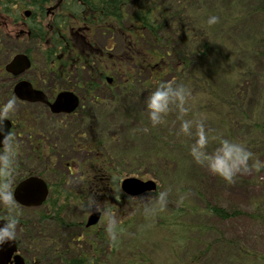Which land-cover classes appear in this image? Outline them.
<instances>
[{"label":"rangeland","instance_id":"rangeland-1","mask_svg":"<svg viewBox=\"0 0 264 264\" xmlns=\"http://www.w3.org/2000/svg\"><path fill=\"white\" fill-rule=\"evenodd\" d=\"M189 1L196 11L201 10L202 31L219 44L215 42V54L202 62L195 61L192 81L183 84L173 80V76L165 80L173 88H185L190 95L183 109L175 98H170L168 111L162 113L163 121L159 124H152L147 109V98L158 85H148L147 73L124 62L123 39L107 32H95L90 40L97 48L115 53V57L109 56L114 61L105 66L115 80L114 85L109 88L105 82H100L101 87L95 92L97 101H83L76 114L49 117L43 106L22 104L11 96L3 97L1 91L0 108L14 101V108L8 116L14 119L19 134L14 136L15 143L30 149L28 131L22 128L24 123L25 127H33L30 128L33 131L31 140L41 137L46 147L49 145L51 157L45 162L49 161L53 173L67 177L68 188L75 189L79 183L69 171L68 163L75 168L86 162L92 153L87 148L89 142L102 138L104 148L111 156H123L119 162L124 165L112 157L119 165L120 173L117 177L105 176L107 183L103 187H107L109 198L96 200L97 206L104 207L109 202L116 204L118 199L122 200L120 181L127 176L154 179L160 188L156 192L167 193L163 204L156 192L127 198L123 204V216L133 214L134 224L120 237L119 249L109 264H124L135 258L143 259L145 263L142 264H183L185 249L172 248V235L163 228L164 212L182 207L186 208L182 220L189 226L185 231L190 236L186 242L188 252L190 247L198 245L200 251L196 261L199 264H237L234 261L237 256L243 258L244 264H264V167H255L257 161L264 164V130L254 125L264 120V102L263 110L258 108L260 100H264V9L246 12L248 5L250 8L264 6V0ZM213 16L217 21L210 24L209 19ZM141 34L145 36L140 40L141 48H149L148 32L142 31ZM7 41L2 59H9L12 53L26 48L35 49V57L40 56L35 40H24L20 42L22 44H16L11 38ZM130 45V50L134 51L133 43ZM43 65L42 61H37V68L44 69ZM197 66L203 67L204 79L197 74ZM81 72L86 77V72ZM77 75L76 70L66 79L48 78L59 87H71L80 92ZM132 78L130 88L125 90L124 83ZM209 93L214 96L211 100L205 96ZM219 97L224 101H218ZM76 135L84 149L72 146V138ZM223 139L240 143L252 153L248 169L237 172L232 182L211 171L212 161L206 158L219 152ZM177 142L197 153L200 158L197 164L190 162L188 153ZM171 143L177 147L167 146ZM32 166L34 171L52 179L40 162ZM208 204L236 213L222 219L209 212ZM15 208L18 211L14 210L13 216L22 219L29 228L25 229L28 234L22 231L21 225L16 226L27 264H46L54 259L53 253H49L50 245L71 250L67 258L74 256L75 248L71 244L79 246V251L84 249L86 242L81 238V223L88 214L81 208H69L63 215L65 225L55 220H45L40 225L36 213L43 211L44 207ZM107 219L114 220V223L119 217L115 213ZM202 223L208 227L205 233L200 228ZM104 227L103 221L98 229ZM244 248L256 255L242 253Z\"/></svg>","mask_w":264,"mask_h":264},{"label":"trees","instance_id":"trees-1","mask_svg":"<svg viewBox=\"0 0 264 264\" xmlns=\"http://www.w3.org/2000/svg\"><path fill=\"white\" fill-rule=\"evenodd\" d=\"M82 5L88 11V20L96 28L108 29L111 33H118L123 39V44L128 46L126 43L132 41L134 45V52L128 53V62L139 71L147 73L148 85H158L165 83V80L173 76V80L180 81L183 84H187L192 81L195 71V61L202 62L208 56L216 53V39L208 37L206 32H203L201 27L203 23L199 20L201 10L196 11L193 3L189 0H80ZM192 5V6H190ZM246 10L247 13L250 10L260 12L264 9V6L257 5ZM82 8V7H81ZM228 28V27H227ZM142 31H147L150 37L149 48H141V39L145 36L141 34ZM202 32V33H199ZM130 34L133 36L130 38ZM206 34L205 36H203ZM198 35V37H197ZM147 38V37H146ZM70 45L67 48L66 44L60 39H53L51 48L46 51L47 55H51L49 59H56V53L58 49L64 50L69 56L67 62L63 63V60H59V64H64L63 72H67L66 66H76L81 61L85 63H92L97 61V53L90 52L88 49L84 50L86 57L82 56L80 48L74 46L72 41H69ZM73 43V44H72ZM219 44V43H217ZM55 51V58H54ZM90 57V58H87ZM96 58V59H94ZM52 60L48 61L51 65ZM92 66V65H91ZM78 68V67H77ZM101 68V67H100ZM100 68L97 71L101 72ZM197 74L205 78L203 73V67L197 66ZM132 71V70H131ZM89 78L93 77L94 73L88 70ZM132 75V72L130 73ZM81 86H85L88 89H94L97 87L96 83L84 82V78L79 76ZM99 79V77H98ZM134 79L124 83L125 90L132 84ZM130 88V87H129ZM243 88V86H241ZM3 97L11 96L8 87L0 86V95ZM246 92H243L245 95ZM1 95V96H2ZM205 96L211 100L212 96L210 93ZM260 100V99H259ZM218 101H224L223 98L219 97ZM262 102L258 104V108L262 109ZM1 103V100H0ZM263 110V109H262ZM255 127L260 130H264V120L254 123ZM33 127H24L22 130H27L30 139V149L22 148L15 143L13 144V150L15 151V159L13 168L9 174L4 176L0 175V183L7 184L8 191L12 195V190L18 180L29 174L35 173L34 166L36 162L46 167V170L52 175L54 182L50 181L51 194L50 198L46 203V208L42 213L39 214L38 222L42 225L45 220H55L57 223L65 225L66 221L63 219V215L69 210V208H81L82 210H88L91 204H94L96 200L108 199L107 187H103V184L107 183V178L111 176L117 177L120 173L115 158L118 162L123 160V156L118 155L111 156L106 151L103 139L100 138L95 142H89L87 147L91 153V156L86 162L79 166L77 173L73 174L79 183L75 189L67 187V177L53 173L52 167L49 165V161L45 162L51 157L50 147H46L45 142L32 138L33 131L30 130ZM17 127L15 128L16 134ZM264 132V131H263ZM78 134V133H77ZM78 137L73 136L72 146L75 148L76 145L81 144L77 141ZM264 141V139L262 140ZM261 141V142H262ZM177 145L188 154L192 164H197L196 161L199 158L197 153L192 149H188L184 144L178 143ZM167 146H176L175 143L168 144ZM84 147V146H83ZM2 150V149H0ZM124 165V162H119ZM69 168V167H68ZM42 174V173H38ZM105 176H108L105 179ZM78 188V191L76 190ZM160 188L158 187V190ZM77 192H75V191ZM159 194V192H156ZM126 199L119 200L116 204L109 202L105 206L108 218L113 216L115 213L118 214L119 219L113 223L114 220H105V227L103 230L98 228L82 230V239L85 241V247L79 251L78 247L73 244L71 246L75 248L72 253V258H67L71 250H63L61 246H49V253L52 252L55 256L50 262L46 264H109L111 257L119 249V239L125 235L129 229L133 227L134 216L129 214L124 218L123 204ZM14 206L9 209L6 205L0 206V216L8 217L13 216ZM208 210L212 214L220 218L231 217L236 213L230 212L222 207L208 204ZM186 208H171L164 212L163 228L169 232L171 247L176 249H185V258L183 264H199L196 259L199 255V247L195 245L194 248L190 247L189 252L187 248V239L190 240V236L185 234L188 230V223L184 222L183 216ZM18 222L23 226L26 223L22 220ZM112 222V223H111ZM113 224V231H108V225ZM24 227V226H23ZM39 227V226H38ZM200 228L203 233L208 231V227L205 224H200ZM24 229H27L25 227ZM25 230V231H26ZM191 231V229H189ZM188 231V232H189ZM28 232V231H26ZM29 233V232H28ZM199 233V232H198ZM72 240L75 237L71 238ZM187 242V243H186ZM110 245V247H108ZM80 248V247H79ZM242 249V253L250 256H255L254 251ZM241 257H234V261L237 264H244ZM59 261V262H58ZM142 264L145 263L143 259H132L124 264Z\"/></svg>","mask_w":264,"mask_h":264},{"label":"flooded vegetation","instance_id":"flooded-vegetation-1","mask_svg":"<svg viewBox=\"0 0 264 264\" xmlns=\"http://www.w3.org/2000/svg\"><path fill=\"white\" fill-rule=\"evenodd\" d=\"M88 18V11L80 0H0V84L7 83L13 92L16 83L26 79L35 89L43 90L51 101H54L60 91L71 90L60 89L58 85L52 84L47 69L37 68V61L48 64V61L52 60V66L48 64V69L56 67L57 60L49 59L51 55L46 54L53 39L62 40L67 48L69 40L72 39L79 47H90V39L95 32H110L108 29L94 27ZM9 38L14 39L16 44L24 40H35L36 50L40 53L38 58L34 55L35 49L22 50L32 59V67L17 77L6 72V60L2 59ZM45 44L47 47L43 48ZM75 45L77 47L76 43ZM56 58L66 60L69 56L65 51L58 49ZM45 106L49 108L48 105Z\"/></svg>","mask_w":264,"mask_h":264},{"label":"clouds","instance_id":"clouds-1","mask_svg":"<svg viewBox=\"0 0 264 264\" xmlns=\"http://www.w3.org/2000/svg\"><path fill=\"white\" fill-rule=\"evenodd\" d=\"M217 17L213 16L209 19V23H215ZM190 92L183 87L173 88L171 84H158L156 89L150 93L147 98L148 115L153 125L159 124L163 121L162 113L168 111V104L170 98H175L178 106L183 109V105ZM14 108V101H9L6 106L0 108V126L3 120ZM206 143V140L205 142ZM14 137L10 133H0V175H8L13 168L15 151L13 150ZM203 147V144L201 145ZM252 157V153L242 144L229 141L227 139L221 140V148L217 154L211 157L210 164L211 171L221 175L229 182H232L233 177L241 170H247L249 167L248 161ZM256 168L264 167V164L257 161ZM159 200L161 203L166 202L167 193H159ZM0 204H4L11 209L14 206V198L8 191L6 182L0 183ZM18 220L15 216H8L0 221V245L14 241L16 239V226ZM113 224L108 225V231H113Z\"/></svg>","mask_w":264,"mask_h":264},{"label":"water","instance_id":"water-1","mask_svg":"<svg viewBox=\"0 0 264 264\" xmlns=\"http://www.w3.org/2000/svg\"><path fill=\"white\" fill-rule=\"evenodd\" d=\"M31 66V59L27 54L20 53L16 55L13 60L7 65V70L14 75H19ZM111 81V79H109ZM16 95L22 100L28 101H42L49 103L51 109L55 113L73 112L79 105V97L70 91L61 92L55 102L48 101L46 95L40 91L35 90L32 84L28 81H21L15 87ZM13 122L6 118L0 126V133H10ZM123 190L130 195H139L148 191L157 189V183L154 180H142L137 177H128L122 181ZM48 184L39 176H30L18 183L14 189L15 199L25 206H39L48 196ZM101 212H94L90 215L87 225H94L99 222ZM3 219L0 218V221ZM18 250V242L14 241L0 245V264H8L14 257L15 264H25L24 258L20 254H15Z\"/></svg>","mask_w":264,"mask_h":264}]
</instances>
